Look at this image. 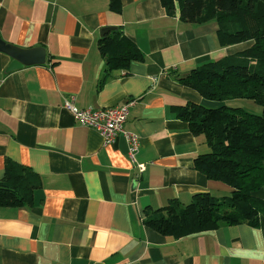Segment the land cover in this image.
I'll return each mask as SVG.
<instances>
[{
  "label": "crops",
  "instance_id": "crops-1",
  "mask_svg": "<svg viewBox=\"0 0 264 264\" xmlns=\"http://www.w3.org/2000/svg\"><path fill=\"white\" fill-rule=\"evenodd\" d=\"M120 1L121 12L109 0H0V38L46 52L43 64L17 66L0 50V178L11 159L41 180L32 205L0 206V264H264V216L257 227L176 239L144 222L148 208L171 199L228 194L193 166L209 146L173 108L205 99L176 77L248 42L221 46L216 22L186 23L160 0ZM105 26L119 27L143 59L100 86ZM67 99L79 108L129 102L123 127L139 135L134 160L122 135L104 144L64 107Z\"/></svg>",
  "mask_w": 264,
  "mask_h": 264
},
{
  "label": "trees",
  "instance_id": "trees-1",
  "mask_svg": "<svg viewBox=\"0 0 264 264\" xmlns=\"http://www.w3.org/2000/svg\"><path fill=\"white\" fill-rule=\"evenodd\" d=\"M169 16L175 13L190 24L214 21L218 44H248L218 60L206 61L176 79L197 91L213 107L187 102L175 106L178 118L191 133L202 135L209 151L194 158L193 166L207 179L223 183L228 194L192 195L189 203L177 199L158 209H147L144 222L173 238L239 223L257 227L264 216V0H160ZM109 9L121 12L120 0ZM104 61L100 86L131 61L143 59L136 43L116 27L97 41ZM248 103V105H247ZM244 105H255L259 112ZM41 180L29 167L6 159L0 178V206H30Z\"/></svg>",
  "mask_w": 264,
  "mask_h": 264
},
{
  "label": "built area",
  "instance_id": "built-area-1",
  "mask_svg": "<svg viewBox=\"0 0 264 264\" xmlns=\"http://www.w3.org/2000/svg\"><path fill=\"white\" fill-rule=\"evenodd\" d=\"M63 105L78 123L97 130L104 144H114L117 137L122 135L127 144V154L131 160H134L135 152L139 147V135L123 127L127 119L129 102L106 108H79L73 104L72 99H67ZM143 168V164L138 165L139 171Z\"/></svg>",
  "mask_w": 264,
  "mask_h": 264
},
{
  "label": "water",
  "instance_id": "water-1",
  "mask_svg": "<svg viewBox=\"0 0 264 264\" xmlns=\"http://www.w3.org/2000/svg\"><path fill=\"white\" fill-rule=\"evenodd\" d=\"M114 26H105L101 28L100 35L115 29ZM0 50L7 53L13 59V65H32L43 64L46 60L45 48L40 44H36L30 48H21L13 44L7 43L0 38Z\"/></svg>",
  "mask_w": 264,
  "mask_h": 264
},
{
  "label": "rangeland",
  "instance_id": "rangeland-1",
  "mask_svg": "<svg viewBox=\"0 0 264 264\" xmlns=\"http://www.w3.org/2000/svg\"><path fill=\"white\" fill-rule=\"evenodd\" d=\"M211 103H215V102H211V101H206L205 100V106L207 107H213V106H217V105H214V104H211ZM211 104V105H210ZM248 105V104H247ZM247 105H244L249 111H255V112H259L257 107L255 105H252V106H247ZM223 196V195H222ZM219 197H221V195H219Z\"/></svg>",
  "mask_w": 264,
  "mask_h": 264
}]
</instances>
